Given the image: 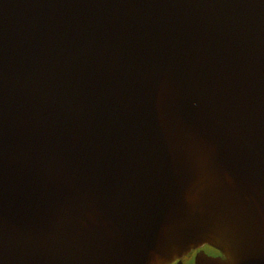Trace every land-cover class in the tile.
Wrapping results in <instances>:
<instances>
[{
	"label": "water",
	"instance_id": "95a60500",
	"mask_svg": "<svg viewBox=\"0 0 264 264\" xmlns=\"http://www.w3.org/2000/svg\"><path fill=\"white\" fill-rule=\"evenodd\" d=\"M192 255L264 264V0H0V264Z\"/></svg>",
	"mask_w": 264,
	"mask_h": 264
},
{
	"label": "flooded vegetation",
	"instance_id": "af4514ba",
	"mask_svg": "<svg viewBox=\"0 0 264 264\" xmlns=\"http://www.w3.org/2000/svg\"><path fill=\"white\" fill-rule=\"evenodd\" d=\"M193 258H194V255H192L190 258H186L184 261L185 263L187 264H192L193 263Z\"/></svg>",
	"mask_w": 264,
	"mask_h": 264
}]
</instances>
